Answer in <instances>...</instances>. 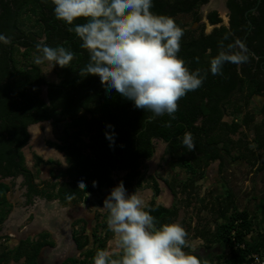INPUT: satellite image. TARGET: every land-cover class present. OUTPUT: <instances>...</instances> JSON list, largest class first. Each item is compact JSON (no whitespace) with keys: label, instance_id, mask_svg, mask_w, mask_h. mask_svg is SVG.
I'll use <instances>...</instances> for the list:
<instances>
[{"label":"trees","instance_id":"trees-1","mask_svg":"<svg viewBox=\"0 0 264 264\" xmlns=\"http://www.w3.org/2000/svg\"><path fill=\"white\" fill-rule=\"evenodd\" d=\"M208 2L153 0L154 14L174 18L184 30L178 56L189 69H208L210 60L218 54V41L225 35V45L244 39L254 56L239 71L231 63L224 65L222 76L209 71L202 87L178 102L175 120L165 114L149 122L150 112L136 109L133 101L114 90L107 92L98 76L79 75L80 68L88 62V53L80 47L75 33L68 31L71 26L55 18L51 0H0V33L12 37L11 44L0 43V174L22 175L29 195L58 200L64 206L81 202L89 206V196L105 192L107 197L121 181L129 194L150 188L153 194L148 209L160 227L176 223L179 207L157 204L161 193L157 177L142 171L143 163L154 155V139L167 144L165 157L170 168H180L186 174L184 181L174 187L169 185L175 196L176 190L191 196L190 192H195L198 183L206 178L209 165L220 161L223 167L232 153L237 152L239 160H251L255 154L263 158L264 119L262 124L253 125L255 116L246 109L253 103V96H264V0H228L232 12L229 28L222 26L209 35L204 34V25L188 29L180 17L191 16L195 23L199 22V9ZM207 20L211 25L222 22L215 11L207 15ZM83 22L81 19L74 24ZM37 42L64 46L76 54L70 67L54 66L57 83L47 82L41 67L34 63L32 55L40 54ZM41 85L49 88V105L39 96ZM224 115L230 116V123L222 122ZM169 120L171 127H164ZM43 121L51 123L56 138V142L47 141L46 145L63 154L65 169L60 162L45 160L36 153L32 158L37 170L33 172L26 164L22 149L30 140L28 128ZM243 127L253 131L251 141L240 133ZM185 132L193 135L194 152L182 144ZM239 133L241 136L234 140ZM250 144H254L252 149ZM262 163L259 170L264 169ZM40 166L50 167L56 181L37 183ZM123 172V177L114 179ZM81 180L88 197L78 188ZM8 191L9 187L0 183V224L11 208L6 199ZM210 210L215 214L214 222L193 229L192 236L203 244L197 249L198 256L207 257L208 264H247L252 254H264L259 215L240 210L230 190L218 196ZM107 214L105 209L96 211L91 226L83 218L73 221L72 239L79 254L61 264H93L98 249L108 250L114 235L108 229ZM46 246H54L48 232L37 239L22 240L14 248L0 246V264H39V254Z\"/></svg>","mask_w":264,"mask_h":264},{"label":"clouds","instance_id":"clouds-1","mask_svg":"<svg viewBox=\"0 0 264 264\" xmlns=\"http://www.w3.org/2000/svg\"><path fill=\"white\" fill-rule=\"evenodd\" d=\"M47 2V0H43ZM57 20L71 26L87 51L89 59L78 71L81 77L98 76L107 92L113 90L133 101L136 109L150 112L149 122L167 114L176 119L178 102L202 87L208 72L223 75L226 63L240 66L249 63L250 53L239 39L225 45L218 41V54L208 69L190 70L178 56L184 30L174 18L154 14L153 0H51ZM83 19V23L74 24ZM0 43L9 45L12 37L0 33ZM36 65L45 62L53 67H70L76 54L64 46L51 47L37 42ZM198 62V58H197ZM164 127H171V120ZM182 144L196 150L193 135L185 132ZM97 182L93 181V187ZM78 188L85 190L83 180ZM85 192V191H84ZM86 197L90 194L85 192ZM69 199L72 197L69 196ZM106 223L115 237L119 258L107 249H98L93 264H208L184 249L188 247L186 229L179 223L156 226L144 198L134 191L129 194L121 181L103 201Z\"/></svg>","mask_w":264,"mask_h":264},{"label":"rangeland","instance_id":"rangeland-1","mask_svg":"<svg viewBox=\"0 0 264 264\" xmlns=\"http://www.w3.org/2000/svg\"><path fill=\"white\" fill-rule=\"evenodd\" d=\"M224 1L225 0H209L208 4L200 9V21L197 23L194 22L193 17L191 16H182L180 19L188 29L193 30L195 28H202L204 25L206 33H209L211 31V26L206 20V15L209 12L215 10L218 11L220 18L223 19L224 22H227L225 14L220 10V7H223ZM214 5H218V7H214ZM36 56L37 55L35 54L32 55L33 59H35ZM39 66L41 67L43 76L47 82L57 83L59 81L52 63L45 62ZM260 99V97H254L253 103H251L246 109L248 113H252L255 116L253 125L261 124L262 122V116L255 103ZM226 120L230 121L228 118ZM46 125L49 129L48 134L51 137V132L52 134L54 133L53 129L51 125ZM36 129L37 127H34L32 128V131L34 132L35 139L37 138L36 132L39 135V147L31 145L29 141L23 151L28 168L34 171L32 155L37 148L40 151L43 150V152H40L41 157L44 159H54L62 164V168H66L64 156L62 154L56 156V153H53L54 155L50 156V148L45 147L46 141H56L54 135L50 139H47L44 128H41L39 131ZM240 133L244 134L248 141L253 139L252 130L243 127L240 129ZM240 133L235 135L233 139L236 140L240 137ZM153 144L155 153L150 160L144 163L143 170L149 175H155L158 177L161 193L157 198V203L165 207L178 205L179 216L176 223L181 224L188 233L187 241L189 246L186 247L184 251L197 255V249L202 247L203 244L200 239H195L192 236L193 229L196 226H208L214 222L215 214L210 210V205L218 196L224 195L228 190L234 194L240 210L246 209L249 212H256L259 215L264 232V169L259 170L263 163L257 154H255L254 158H251V160H239L238 153L235 152L232 153L230 157L226 158L223 167H221L220 161L210 164L206 171V178L198 183L195 192H190L191 196L181 193L180 190H176L177 196H175L170 189V186L172 185L174 187L178 182L184 181L186 179V174L180 168L174 170L170 168L165 157V143L159 140H154ZM253 145L254 144H250L249 147L252 149ZM46 149L49 151H46ZM53 156L54 158H51ZM254 161L257 163L255 162L253 165ZM57 172L56 168L55 173ZM123 176L124 174H120L114 176V179ZM41 178L43 180H49L50 178L46 167L42 169ZM13 183L18 184V188L23 186L21 179L14 180ZM138 193L144 198L146 203L152 198V192L149 189L139 190ZM106 195L105 192H97L94 195L89 196V206L84 203H78L65 207L55 201L48 202L45 200H37L32 208L28 205V202L24 200V203H22L20 208H17L16 210V215L20 216L18 219L23 223L22 225L20 222V233L17 234L9 231L7 233L2 232L1 234L10 238L7 245L13 247L17 244L16 241L19 239L35 236L43 229L49 230L56 240V245L53 248L44 250L40 262L41 264H60L67 257L78 256V251L75 249L71 238V223L76 219L85 218L88 221L89 226H91L94 212L96 210H104L100 205V201L105 199ZM18 197H20L19 194ZM201 200L205 202L202 203ZM31 213H33L34 216H31L28 220L26 219L27 221H23ZM12 218L13 216L6 223V227L14 226ZM108 250L113 255H119V249L115 246V237L109 242ZM203 259L207 260V257H203Z\"/></svg>","mask_w":264,"mask_h":264},{"label":"flooded vegetation","instance_id":"flooded-vegetation-1","mask_svg":"<svg viewBox=\"0 0 264 264\" xmlns=\"http://www.w3.org/2000/svg\"><path fill=\"white\" fill-rule=\"evenodd\" d=\"M208 4V3H207ZM206 5V4H205ZM205 5H203V6H205ZM203 6H201V8L203 7ZM214 7H218V5H214ZM200 8V9H201ZM200 9H199V13H200ZM223 11H224V14H225V17L227 18V22H224L223 21V19H221L222 20V22L220 23V24H217V25H211L209 22H208V20H207V15L210 13H208L207 15H206V20H207V22H208V24H210V26H211V31L209 32V33H206V31H205V28H204V34H206V35H209V34H211V33H213L214 32V30L215 29H217V28H221L222 26H224V27H227V28H229L230 27V22H231V15H232V12H231V10L229 9V7H228V0H225L224 1V3H223ZM211 12H213V11H211ZM215 12H217L218 13V11H216L215 10ZM218 15H219V13H218ZM220 17V16H219ZM204 24V23H203ZM195 29H198V28H195ZM43 42L45 41V37H44V39L42 40ZM241 42H243V43H245V40L244 39H242V40H240ZM247 47V46H246ZM247 49H248V51L250 52V53H254L249 47H247ZM40 89H41V93H40V98L47 104V105H49L50 104V101H49V97H48V93H49V88H48V86L47 85H41V87H40ZM242 97V96H241ZM254 97H260L261 99L260 100H258L257 102H255L256 103V107H257V109L259 110V112H260V115L262 116V121H263V119H264V96H260V95H255V96H253L252 97V101H253V99H254ZM252 114V113H251ZM230 119V121H228V120H226V119ZM222 122H227V123H230L231 122V118H230V116H228V115H224L223 117H222ZM264 122V121H263ZM263 122H261V124L263 123ZM46 124H49V125H51V123L49 122V121H43V122H39V123H37V124H32L31 126H37L38 128L39 127H43V125H46ZM30 127V126H29ZM51 127H52V125H51ZM29 129V128H28ZM53 129V128H52ZM54 135V134H53ZM55 137V136H54ZM56 139V138H55ZM154 140H158V139H154ZM153 140V141H154ZM159 141H162V140H159ZM47 142V141H46ZM46 142H45V147H47V148H49L47 145H46ZM56 142V141H55ZM163 142V141H162ZM164 143V142H163ZM166 144V143H165ZM166 147H167V144H166ZM22 151H23V149H22ZM58 152V151H57ZM155 153V152H154ZM38 155V154H37ZM63 155V154H62ZM25 156V155H24ZM39 156H41V155H39ZM43 158V157H42ZM44 159V158H43ZM32 160H33V158H32ZM45 160H47V159H45ZM148 161V160H147ZM147 161H145V162H147ZM264 161V157L263 158H261V162H263ZM144 162V163H145ZM144 163H143V165H144ZM214 163V162H213ZM66 164V163H65ZM212 164V163H211ZM46 166H40L39 168H38V170H40V173H39V175H38V179L36 180V182L37 183H39V182H49V181H56V180H53L52 179V177H51V175H50V167H46L47 168V173H48V175H49V180H43L42 178H41V173H42V169L43 168H45ZM66 167H67V165H66ZM33 168H34V171L33 172H35L37 169H35V167H34V161H33ZM30 169V168H29ZM63 169H65V168H63ZM144 167H142V171L143 172H145L144 170ZM146 173V172H145ZM121 174H126L125 172H123V173H121ZM147 174V173H146ZM147 175H149V174H147ZM152 176H155V175H152ZM157 177V176H156ZM117 178V177H116ZM115 178V179H116ZM17 179H21V183H23V186L22 187H20V188H18V184H16V183H13L14 182V180H17ZM59 183H61L62 182V180H57ZM157 181H158V177H157ZM0 183H4V184H6L8 187H9V191L7 192V194H6V199H7V201H8V203L11 205V208H10V211H9V213H8V215H7V218L5 219V221L2 223V224H0V246L2 247V246H6V247H8V248H14V247H16L18 244H19V242L20 241H22V240H26V239H37V237H38V235L39 234H41V233H43V232H48L49 234H50V237H51V239L53 240V242H54V246L53 247H55V245H56V240L54 239V237H53V235H52V233L49 231V230H46V229H43V230H40L35 236H32V237H27V238H25V239H19L18 241H16L17 242V244L15 245V246H13V247H10V246H8L7 245V243L10 241V238H8V237H6V235H2L1 233L3 232H5V233H7V232H9V231H12L13 233H17V234H19L20 233V229H21V226H20V222H21V220L20 219H18L20 216H18V215H16V210H17V208H20V205H22V203H24L23 201L25 200V201H27L28 202V205L30 206V207H34V205H35V202L37 201V200H45V201H48L49 202V200H47V199H45V198H42V197H39V196H31V195H29L28 194V187H27V185L25 184V178H24V176H22V175H18V176H15V177H13V176H9V177H4L2 174H0ZM158 184H159V182H158ZM43 186H40V188H42ZM160 187V186H159ZM149 190H151L150 188H148ZM138 192V191H137ZM151 192H152V190H151ZM18 194L20 195V197H18ZM153 194V193H152ZM55 202H57L58 204H60V205H62V206H64L63 204H61L58 200H54ZM81 203H83V202H81ZM89 203H90V200H89ZM148 203V202H147ZM156 203H157V199H156ZM78 204V203H77ZM158 204V203H157ZM71 205H75V204H68V205H66V206H71ZM19 206V207H18ZM65 206V207H66ZM102 207V206H101ZM96 211H98V210H96ZM95 211V212H96ZM95 212H94V214H95ZM13 216V221H14V226H8V227H6L5 225H6V223L9 221V219L11 218ZM31 216H34V214L33 213H31L27 218H25L23 221H27L29 218H31ZM27 219V220H26ZM32 219H33V217H32ZM83 219H85V218H83ZM94 219V218H93ZM22 223V222H21ZM73 223V222H72ZM72 223H71V225H72ZM22 225H23V223H22ZM20 227V228H19ZM71 227V226H70ZM71 232V238H72V231H70ZM72 241H73V239H72ZM73 244H74V247H75V249L77 250V248H76V245H75V243H74V241H73ZM53 247H49V246H46V247H44L42 250H41V252H40V254H39V264H41V262H40V258H41V255H42V253L44 252V250L45 249H50V248H53ZM78 251V250H77ZM78 254H79V251H78ZM73 257H76V256H73ZM67 258H70V257H67ZM67 258H65L64 260H66ZM63 260V261H64ZM62 261V262H63ZM61 262V263H62ZM60 263V264H61ZM11 264H15L14 262H12Z\"/></svg>","mask_w":264,"mask_h":264},{"label":"crops","instance_id":"crops-1","mask_svg":"<svg viewBox=\"0 0 264 264\" xmlns=\"http://www.w3.org/2000/svg\"><path fill=\"white\" fill-rule=\"evenodd\" d=\"M34 127H37V126H30L29 127V129H28V132H29V134H30V144L31 145H34V146H38L39 147V145H38V142H39V140H38V138H39V135H38V133L36 132V134H37V140L35 139V135H34V132L32 131V128H34ZM41 128H44V131H45V134H46V136H47V139H50L51 137H53V134H52V132H51V137H50V135L48 134V127H47V125H43V127H37V131H39ZM34 143V144H33ZM48 149H46V151H47ZM23 151H24V148H23ZM49 151V150H48ZM40 152H43V150H38V148H37V150L35 151V153L36 154H38V155H40L41 153ZM56 153L57 155L56 156H58V155H60L61 153H59V152H57L55 149H52V148H50V153H49V155L50 156H52V155H54V154ZM51 158H54V156L53 157H51ZM52 160H54V159H52Z\"/></svg>","mask_w":264,"mask_h":264},{"label":"built area","instance_id":"built-area-1","mask_svg":"<svg viewBox=\"0 0 264 264\" xmlns=\"http://www.w3.org/2000/svg\"><path fill=\"white\" fill-rule=\"evenodd\" d=\"M247 264H264V254L255 253L249 257Z\"/></svg>","mask_w":264,"mask_h":264},{"label":"bare ground","instance_id":"bare-ground-1","mask_svg":"<svg viewBox=\"0 0 264 264\" xmlns=\"http://www.w3.org/2000/svg\"><path fill=\"white\" fill-rule=\"evenodd\" d=\"M220 10H221L222 13H224V11H223V7H222V6L220 7Z\"/></svg>","mask_w":264,"mask_h":264}]
</instances>
